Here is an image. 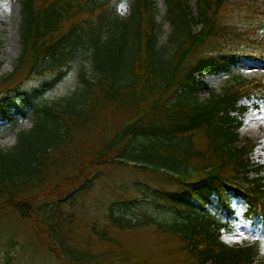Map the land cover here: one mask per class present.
Instances as JSON below:
<instances>
[{"label": "trees", "instance_id": "1", "mask_svg": "<svg viewBox=\"0 0 264 264\" xmlns=\"http://www.w3.org/2000/svg\"><path fill=\"white\" fill-rule=\"evenodd\" d=\"M123 1L19 0L21 53L0 80V124L17 130L30 118L33 126L20 129L14 145L0 147V214L14 211L31 233L17 242L15 232L1 230L0 264H30L32 251L62 264H264L255 258V246L233 247L221 239L236 217L235 198L246 202L245 216L264 237V164L252 162V145L238 146V115L248 108L238 103L264 100V75L240 80L207 103L198 104L196 96L206 87L197 73L233 74L245 61L264 65V0H197L195 16L189 0H165L173 30L184 33L168 60L159 45L157 2L131 0L126 18L118 11ZM192 23L202 27L193 32ZM85 60L96 80L82 74L88 87L83 106L41 103ZM112 116L118 125L105 131L110 138L102 136L96 148L79 152L78 143L89 144L99 121ZM199 133L206 140L200 148L192 139ZM138 136L161 142L136 152ZM138 160H159L172 170L177 188L146 189L159 208L188 217L182 222L184 248L163 263L136 257L123 235L142 227L157 236L179 235L181 226L152 215L133 222L116 213L139 197H120L107 205L103 219L93 221L77 207L98 176L88 171L94 166L165 170ZM255 169L258 174L251 176ZM66 182L69 188L55 192Z\"/></svg>", "mask_w": 264, "mask_h": 264}, {"label": "rangeland", "instance_id": "2", "mask_svg": "<svg viewBox=\"0 0 264 264\" xmlns=\"http://www.w3.org/2000/svg\"><path fill=\"white\" fill-rule=\"evenodd\" d=\"M157 2V21L161 27L159 30L160 43L163 48L162 55L164 60H168L173 57L174 52L178 46L179 41L183 38V31L177 32L172 28L171 23L167 19V3L165 0H155ZM192 6L194 16L197 14L196 1L189 0ZM131 0H124L120 3L119 13L124 17L129 18L131 16ZM0 21H1V41L2 47L0 48V80L11 73L16 66V59L20 55L21 40H20V24H21V8L19 0H0ZM235 25V23H234ZM237 27L240 26L239 23ZM202 27L201 24L192 23V31H198ZM239 28V27H238ZM237 28V30H238ZM264 29V26H263ZM191 60V59H190ZM166 65V64H165ZM164 65V66H165ZM85 74L86 78L90 80H96V70L93 69L91 61H83L80 65H75L69 76L63 80L59 85L50 90L49 93L41 98V103L46 105H56L59 109L64 108L69 102H74L76 107L83 106L85 98V92L88 89L87 83L83 80L82 74ZM264 75V66L255 62H244L234 71L233 74L219 73V74H207L204 72L197 73V80L203 81L206 87L199 88L196 93L197 101L199 103H207L214 95L220 96L226 92L230 86L235 85L240 80H251V78H260ZM85 93V94H84ZM238 105H245L248 108L241 114H237L242 120V127L238 130V142L239 147L252 145L253 150L250 152V158L255 166L264 164V100L259 101L256 98L241 99ZM32 119L23 120L21 127L17 130L13 129L11 124H0V147L9 148L17 141V132L20 129H29L32 127ZM118 125V121L112 117L99 121V126L95 130L93 139L89 138V144L85 141L78 143L79 152L82 150L90 152L92 147H95L94 141L100 143V139L104 136L105 131L110 133L109 129L115 128ZM95 129V128H93ZM101 129V130H100ZM112 132V131H111ZM109 137V136H104ZM110 138V137H109ZM104 139V138H103ZM102 139V141H103ZM193 144L200 148L205 145V139L202 133L193 136ZM159 138L150 136H138L133 141V147L136 148V152L144 145H153L160 143ZM165 142V141H164ZM167 143V142H165ZM81 155V154H80ZM138 162L148 165L152 168L165 169L164 172H154L151 169L135 168L132 166L105 164L100 166H94L89 172H95L98 176L91 183V190L85 194L83 200L78 199L77 207L81 210V215L86 216L85 220L90 221L103 219L104 211L107 210V205L113 201H116L120 197L123 198H137L139 201L129 204L128 207L121 206L120 210L116 209V213L123 214L128 218H131L133 222H138L145 218V215H152L158 221L167 223L169 225L177 224L181 226L179 229V235L176 233H165L156 235V233L149 232L148 228H141L140 230H132L130 232L123 231L115 233L118 236L123 235L124 241L130 244V248L134 250L136 257L148 258L150 262L156 261L163 263V259L169 257L173 251H178L180 248H184L185 239L188 238L187 229L183 226L182 222L187 221V214H179L175 209L158 207L153 201V194L150 193L147 187L153 188H166L168 190L177 188L178 182H176L171 175L173 172L168 168L164 162L153 161L146 162L144 160H138ZM132 163V162H131ZM134 164V163H132ZM165 167H161V166ZM72 169V168H71ZM71 172L70 169H68ZM191 170V167H189ZM258 171L253 170L250 175L255 176ZM264 175V170L259 172ZM70 182H66L61 189H55V192H64L66 188H69ZM145 195V196H144ZM83 197V196H82ZM233 209L237 212L235 220H232L229 226L222 230L221 239L224 243H227L233 247L253 245L257 248L255 258L257 260L264 258V238L260 235L258 229H256L245 214L247 210L246 202L235 198L233 200ZM118 205V206H119ZM106 213V212H105ZM107 214V213H106ZM84 218V217H83ZM106 222V220H105ZM82 223V222H80ZM154 228V227H152ZM1 230L15 232V238L17 242L23 241L21 235L29 236L30 226L21 221L14 211L6 210L0 214V232ZM18 231V232H17ZM32 241V240H30ZM28 251V244L24 246ZM35 250V249H34ZM31 257L28 260L30 264H62L57 258L49 257L47 255L40 254L41 252L32 251ZM209 264H217L209 262Z\"/></svg>", "mask_w": 264, "mask_h": 264}, {"label": "snow or ice", "instance_id": "3", "mask_svg": "<svg viewBox=\"0 0 264 264\" xmlns=\"http://www.w3.org/2000/svg\"><path fill=\"white\" fill-rule=\"evenodd\" d=\"M262 238H264V237H262Z\"/></svg>", "mask_w": 264, "mask_h": 264}]
</instances>
